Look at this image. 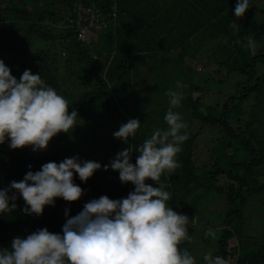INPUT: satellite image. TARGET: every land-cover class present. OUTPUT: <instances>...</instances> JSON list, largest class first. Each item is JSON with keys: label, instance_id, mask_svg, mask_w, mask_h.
I'll return each instance as SVG.
<instances>
[{"label": "trees", "instance_id": "trees-1", "mask_svg": "<svg viewBox=\"0 0 264 264\" xmlns=\"http://www.w3.org/2000/svg\"><path fill=\"white\" fill-rule=\"evenodd\" d=\"M71 1L0 0V60L17 80L26 69L41 74L46 84L68 100L69 112L79 115L75 129L58 134L44 151L13 150L7 141L0 145V189L21 181L29 170L39 171L43 164L65 158L78 156L102 168L86 183L75 174L74 183L83 190L80 200L57 198L55 206H46L41 216L26 215L25 202L18 196L16 210L0 217V248H9L15 237L26 238L38 229L62 234L66 210L72 217L92 199L117 200L134 191L131 183H121L118 172L104 171L103 166L115 158L116 154H110L122 142L113 133L128 120H140L141 129L136 141L129 138L124 149L142 144L155 130L167 127L165 90L148 85L147 93H139V68L147 64V75L159 76V71L152 70L156 61H149L162 52L169 58L165 61L164 57L160 65L170 66L169 75L178 72L184 85V62H194L205 48L200 56L216 60L219 69L202 84L220 73L226 85L234 75L235 91L224 88L214 103L204 101L198 85L181 91L184 98L174 110L188 123L190 138L178 154L180 167L162 176L160 183L172 195L173 210L190 218L197 217L202 196L215 192L222 200V211L212 221L215 227L200 215L201 223L196 220L189 227L191 239L181 247L191 253L196 232L211 227L216 235L206 237L204 247L212 248L213 256L223 257L228 264H264V202H254L249 210L246 206L247 200L264 196V2L250 1V9L238 19L234 15L237 0H88L103 18L110 19L107 14L113 6L117 9L108 28L86 45L76 41L71 29L58 33L53 28L58 21L67 24ZM234 20L239 31L231 27ZM250 35L256 41L254 53L247 44ZM74 84L72 91L68 87ZM202 131L216 133L218 138L216 147L208 148L214 160L197 165V138ZM137 155L132 154L133 164ZM220 177L228 181L227 192L217 185Z\"/></svg>", "mask_w": 264, "mask_h": 264}, {"label": "clouds", "instance_id": "clouds-1", "mask_svg": "<svg viewBox=\"0 0 264 264\" xmlns=\"http://www.w3.org/2000/svg\"><path fill=\"white\" fill-rule=\"evenodd\" d=\"M249 9L250 0H237L234 15L243 18ZM231 27L239 31L235 20ZM247 44L254 53L256 41L251 35ZM182 87L177 82V88ZM167 95V127L155 130L138 146L129 145L103 166L104 171L118 172L121 183H131L134 191L117 200L108 196L92 199L72 217L66 210L62 234L43 228L26 238L15 237L9 248H0V264H196L195 257L181 245L190 241L189 227L197 217L174 211L169 203L172 195L160 183L162 176L180 167L178 154L190 138L188 123L174 110L181 106L183 92L169 89ZM69 109L68 100L46 84L41 74L26 69L17 80L0 60V145L7 141L13 150H46L54 137L71 133L79 124L77 111ZM140 129V120L133 118L113 136L128 144L129 138L136 141ZM133 153H138L135 164ZM101 168L98 162L75 156L47 162L39 171L29 170L21 181L0 189V217L16 210L18 196L26 205L23 212L35 216H41L46 206L54 207L57 198L76 202L83 190L74 183V175L86 183ZM215 235L211 227L205 232L206 237ZM203 261L228 264L211 253Z\"/></svg>", "mask_w": 264, "mask_h": 264}, {"label": "rangeland", "instance_id": "rangeland-1", "mask_svg": "<svg viewBox=\"0 0 264 264\" xmlns=\"http://www.w3.org/2000/svg\"><path fill=\"white\" fill-rule=\"evenodd\" d=\"M252 3L255 4H261L264 2V0H250ZM53 28L55 29V31H57L58 33H61L62 30H65V24L64 21H61L57 24H55L53 26ZM65 32V31H63ZM104 32V31H103ZM103 32H100L99 34L94 36V40H96V38L102 34ZM99 42L101 43V45L105 44V40L103 38L98 39ZM97 40V41H98ZM93 41V40H91ZM87 45V43H84ZM207 46H210L209 44ZM264 49V48H263ZM205 48H203L200 52V54L197 55V58L194 59V62L189 63V65H187L184 62V66L182 67V73L183 75L186 76L185 78V82L183 85L182 82V78L180 77L179 74H177L178 72H174L170 74L171 70H170V66L168 64H164V65H160L163 64L164 60L163 58L165 57V61L168 60L169 56L167 57L166 55L164 56L162 52H158L157 55L150 60L149 62H153L154 60L156 61V65H153V69L152 70H156L159 71L160 73L159 76L154 77L153 75H147L150 74L147 71V64L146 67L143 68H139V73H138V82H137V87L136 89L139 91V93H147V89L146 87L149 85V88H155V89H163L165 90V94L169 100V97L167 95L169 89H173L176 91H187L192 85H198L199 89H198V94H201L204 97V101H207L210 103H214L215 100H219V98L222 96V94L224 93V88H225V92H234L235 89L233 87L234 84V80L237 78V76H232L230 78H228L226 85H224L223 82H221V77H220V73H215L214 75H212L211 78H208L207 81V85H203V81L205 79H207L208 74H211V72L213 70H217L219 69V64L218 62L215 61H207L205 58H202L201 56L205 54ZM210 53V52H209ZM175 55V53H173ZM201 55V56H200ZM60 58H65V56H63L61 54ZM184 58V57H183ZM61 59V60H63ZM186 59V58H185ZM160 65V66H159ZM175 70V69H174ZM145 74L148 76L146 77ZM239 78V77H238ZM177 82H179L181 85H183L182 88H177ZM195 82L197 84H195ZM164 84V85H162ZM74 85H70L68 88L70 90H74ZM135 86V85H134ZM163 86V87H162ZM205 90V91H204ZM137 95V94H135ZM244 117H246V115H244ZM216 138H218V136H216V133L213 134H207V132L202 131L201 134L198 136L197 138V150H196V164H201L205 161H208L209 159H211L212 161L214 160L213 157L210 156V150H208V148L214 149L216 147V143L217 140ZM125 147V143L124 142H119L117 145V148L114 150L113 153H111L110 155L113 156L114 154L119 153L120 151L124 150ZM209 151V154H208ZM218 186L222 187V189L227 192V189L229 187L228 185V181L225 180L223 177L219 178V182L217 183ZM221 201L219 199V196L214 192L211 193L210 195H206V196H202L201 198V203L199 206V210L197 213V217H199L200 215H204L203 216V220L202 221H209L211 222V227H215V223H212L213 220H215L218 216V213L222 211V205H221ZM264 202V196H262V199H260L259 197L257 199H249L247 200V209H253V203L254 202ZM262 209L259 208L258 212L262 213ZM200 218H197V223H201L200 222ZM214 222V221H213ZM204 223V222H203ZM205 232H196L198 235H196L194 237V242L192 245V250H191V254L195 257L196 259V264H202L203 261V257L209 253L212 254V248L204 247V240H206V236H205ZM232 244H235V241H232ZM206 253V254H205ZM205 254V255H204ZM202 256V258H201ZM202 261V262H200Z\"/></svg>", "mask_w": 264, "mask_h": 264}, {"label": "built area", "instance_id": "built-area-1", "mask_svg": "<svg viewBox=\"0 0 264 264\" xmlns=\"http://www.w3.org/2000/svg\"><path fill=\"white\" fill-rule=\"evenodd\" d=\"M103 18L97 11L94 3L88 0H72L66 13L67 27L75 35V39L82 43H89L95 35L108 28L110 21H114L116 9Z\"/></svg>", "mask_w": 264, "mask_h": 264}]
</instances>
